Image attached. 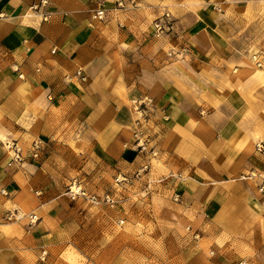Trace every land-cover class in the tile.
Wrapping results in <instances>:
<instances>
[{"label": "rangeland", "instance_id": "rangeland-1", "mask_svg": "<svg viewBox=\"0 0 264 264\" xmlns=\"http://www.w3.org/2000/svg\"><path fill=\"white\" fill-rule=\"evenodd\" d=\"M119 1L122 6L116 7L123 9L138 0ZM147 1L149 27L144 29L149 50L156 51V64L160 51L175 64L200 60L186 32L197 24L202 8H212L213 21L205 29L214 50L202 61L218 70L210 71L204 83L195 79L198 89L212 92L209 110L200 113L204 125L215 130L212 140L192 137L195 158L184 150L176 158L160 156L157 145H151L158 135L152 98L143 88L140 95H133L132 87L122 88L131 93L123 98L133 113L126 135L131 157L113 160L111 168L98 167L95 175L86 172L83 179L71 170L68 181L58 189L52 183L39 202L33 196L43 190L35 195L32 190V197L13 205L3 192L0 264H264V199L253 183L241 178L248 172H229L238 168L245 154L264 158L254 148L264 143V6L255 5V0L239 1L243 6L238 12L235 6H221V0ZM151 7L158 9L157 15ZM161 18L173 22V28L157 36L153 23ZM231 97L241 101L240 109L226 107ZM228 127L236 129L231 145L215 143L225 139L222 128ZM138 131L146 138V151L135 147ZM17 146L21 163L40 159L47 144L38 158ZM208 162L222 178L203 181L210 184L216 203L196 217L182 196L191 184H201L197 173L206 176ZM263 164L264 159L254 170Z\"/></svg>", "mask_w": 264, "mask_h": 264}, {"label": "crops", "instance_id": "crops-1", "mask_svg": "<svg viewBox=\"0 0 264 264\" xmlns=\"http://www.w3.org/2000/svg\"><path fill=\"white\" fill-rule=\"evenodd\" d=\"M115 1L0 0V195L6 193L9 204L32 197V190L34 195L45 191L33 196L41 201L52 183L58 189L68 181L71 170L83 179L86 172L95 175L98 167L111 168L113 160L131 157L126 135L133 113L123 99L131 93L122 88H134L133 95H140L143 88L152 98L158 135L151 145H157L160 156L176 158L184 150L195 158L192 137L212 140L215 130L205 126L200 115L209 110L212 92L197 88L211 76L210 71L218 70L202 61L214 50L205 29L213 21L212 8H202L194 20L197 24L186 32L198 49L194 56L201 59L175 64L160 51L156 64V51L148 47L149 22L144 14L148 1L138 0L123 9ZM239 1L246 0H221L220 5L235 6L239 12L243 6ZM254 3L264 6V0ZM99 6L101 19L95 16ZM151 9L158 14V9ZM227 101L228 109L241 108L236 97ZM235 131L222 128L225 139L215 143L231 145ZM36 138L47 144L44 156L21 163L11 159L7 142L27 150ZM263 159L245 154L238 168L229 172L239 173V169L245 174ZM204 168L206 176L197 173L201 184H191L182 196V203L196 217L216 203L210 184L203 181L222 178L211 162Z\"/></svg>", "mask_w": 264, "mask_h": 264}, {"label": "built area", "instance_id": "built-area-1", "mask_svg": "<svg viewBox=\"0 0 264 264\" xmlns=\"http://www.w3.org/2000/svg\"><path fill=\"white\" fill-rule=\"evenodd\" d=\"M133 0H130V2ZM115 5L117 7L122 6L121 1H116ZM95 16L98 19H101L103 16V8L99 6L96 10ZM173 28V22H171L168 18L156 19L153 23V31L155 35L159 36L170 31ZM135 147L139 149L141 152L147 150V141L145 136L141 132H135L134 136ZM46 142L43 139L36 138L31 141L29 146V156L33 158H38L42 154V150L45 148ZM255 151L258 153H264V143L260 142L255 145ZM6 149L11 152V159L16 162H20L22 159L21 149L18 148L17 144L14 142H7ZM243 180L248 181L254 184L256 193L264 199V164L257 171L252 170L247 174L241 177ZM94 199V197H92ZM35 217V216H34Z\"/></svg>", "mask_w": 264, "mask_h": 264}]
</instances>
